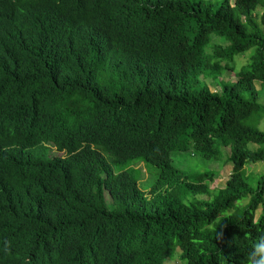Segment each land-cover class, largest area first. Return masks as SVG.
Instances as JSON below:
<instances>
[{
    "label": "trees",
    "instance_id": "1",
    "mask_svg": "<svg viewBox=\"0 0 264 264\" xmlns=\"http://www.w3.org/2000/svg\"><path fill=\"white\" fill-rule=\"evenodd\" d=\"M211 35L224 46L210 55ZM248 51L235 82L219 79ZM255 82L264 0H0V115L63 124L64 151L0 160L2 263L165 264L179 250L180 264H264V173L246 172L264 161ZM189 151L231 167L222 189L216 170L189 180L174 165Z\"/></svg>",
    "mask_w": 264,
    "mask_h": 264
},
{
    "label": "rangeland",
    "instance_id": "2",
    "mask_svg": "<svg viewBox=\"0 0 264 264\" xmlns=\"http://www.w3.org/2000/svg\"><path fill=\"white\" fill-rule=\"evenodd\" d=\"M201 1L204 3H208L209 5L212 6L213 10H215L222 4V2L224 0H201ZM230 3L233 4L234 0H230ZM212 41H214V42L212 43ZM221 42H222V39L216 37L215 35H211V43L206 49L207 53L213 54L215 44L223 47L224 44H222ZM251 53H252V51H248L244 54L235 56L233 58L232 63H231V65L233 66L234 69H231L230 71H224V73H222V75L219 77V79H221L223 81H228V82H235L236 81V74L243 67L247 66V64L249 63V58L251 56ZM204 82L207 83V85L210 87L211 91H213L214 89H217V87L215 85H211L213 82L211 78L205 80ZM255 89L258 93L257 104L261 107V109L264 110V84H261L259 82H255ZM247 125L250 127H256L259 131L264 132V113H262L261 115L258 114L257 116H254L252 119H250V121L247 123ZM53 152H55L54 149L51 150V153H53ZM192 153H193L192 151H189L188 153H179V154L174 153L172 155L174 165L189 180H192V178L196 174H201V173L205 172L206 170H216L218 172V175L210 183L209 188L210 189H222L224 187L228 177H229L231 167L229 165H226V166H224V168L219 169L214 163H208V164H204V165L200 164L199 165L197 159L192 156L193 155ZM60 155H61V153L58 154L57 156H60ZM135 167H136V169H140V171H141L140 183H147L150 180L147 183L149 185L153 180V174L154 173L153 174L148 173L151 177L150 178L149 175L147 173H145V170H144L142 163L138 164ZM130 168L135 169L134 165H131ZM147 168L153 170L154 172L156 171L153 167L149 166ZM246 172H247V174H254V175L264 173V161L261 163L254 164V165H249L248 167H246ZM194 181L195 180H193L192 183H194ZM146 193H148V192H146ZM198 198H201V197H198ZM261 210H264V208H260L257 211V215H259ZM179 255H180V251L177 250L175 252L174 259H170V260L166 261L165 264H180V260L178 258Z\"/></svg>",
    "mask_w": 264,
    "mask_h": 264
},
{
    "label": "clouds",
    "instance_id": "3",
    "mask_svg": "<svg viewBox=\"0 0 264 264\" xmlns=\"http://www.w3.org/2000/svg\"><path fill=\"white\" fill-rule=\"evenodd\" d=\"M215 90V89H214ZM214 90L212 92H214ZM9 123L13 126L15 133L5 132V136L0 135L3 142L0 148V160L4 164H11L15 157L9 151H22L24 153H37L44 157H61L64 151H59L56 138L59 137L55 132L63 124H53L43 115L39 114L37 118H32L23 109L17 112H11L7 108L0 115V125ZM54 149L55 152L51 153ZM57 153V154H56ZM60 156H57L60 154ZM0 264H3L0 257ZM16 264H39L33 259L26 258Z\"/></svg>",
    "mask_w": 264,
    "mask_h": 264
}]
</instances>
